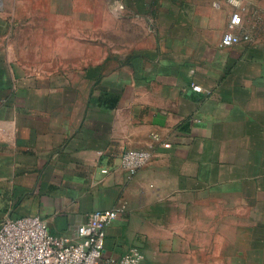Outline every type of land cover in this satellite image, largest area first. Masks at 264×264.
Instances as JSON below:
<instances>
[{"label": "crops", "instance_id": "crops-1", "mask_svg": "<svg viewBox=\"0 0 264 264\" xmlns=\"http://www.w3.org/2000/svg\"><path fill=\"white\" fill-rule=\"evenodd\" d=\"M119 207L107 256L264 264V0H0V222Z\"/></svg>", "mask_w": 264, "mask_h": 264}, {"label": "built area", "instance_id": "built-area-1", "mask_svg": "<svg viewBox=\"0 0 264 264\" xmlns=\"http://www.w3.org/2000/svg\"><path fill=\"white\" fill-rule=\"evenodd\" d=\"M239 3V0H230ZM242 15H231L221 45L239 43L242 37L236 32ZM245 39L251 40L249 35ZM194 89L200 86L193 84ZM149 149L130 148L123 152V168L135 175L152 158ZM122 207L95 210L88 221L76 229V236H59L51 233L46 219L39 215L6 217L0 222V264H148L143 251L132 247L120 257L107 256L106 228L118 216Z\"/></svg>", "mask_w": 264, "mask_h": 264}, {"label": "rangeland", "instance_id": "rangeland-1", "mask_svg": "<svg viewBox=\"0 0 264 264\" xmlns=\"http://www.w3.org/2000/svg\"><path fill=\"white\" fill-rule=\"evenodd\" d=\"M159 258L157 257V261H155L154 264H178L181 261L179 259H176L175 256H171L170 258H164L160 259L161 254L158 253Z\"/></svg>", "mask_w": 264, "mask_h": 264}]
</instances>
